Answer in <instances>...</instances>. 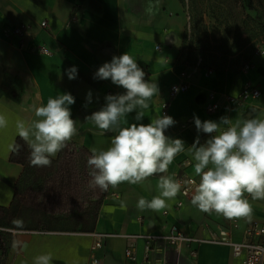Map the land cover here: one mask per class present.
<instances>
[{"label": "crops", "instance_id": "obj_1", "mask_svg": "<svg viewBox=\"0 0 264 264\" xmlns=\"http://www.w3.org/2000/svg\"><path fill=\"white\" fill-rule=\"evenodd\" d=\"M181 8L177 0H0V114L8 121L7 128L0 129V207L11 204L23 168L10 160L8 150L18 136L15 122L38 119L34 107L46 104L49 98L64 93L75 98L69 107L78 133L70 142L90 152L110 146L116 133H102L85 118L105 105L107 95L125 91L110 79L93 78L113 56L125 52L133 56L144 70L145 80L159 87L158 95L148 101L149 108L143 110L144 118L136 121V113H130L124 126L147 124L163 115L176 121L165 135L182 139L185 150L163 175L174 179L179 173L195 176V161L188 148L197 137L203 144L209 134L197 132L194 116L216 122L221 117L233 122L250 116L264 118V55L251 58L243 69L237 70L205 73L204 68L190 65L181 53L186 24ZM42 20L46 26H40ZM21 24L27 30L19 45L18 37L11 36V29ZM38 44H44L49 54L39 53ZM73 66L77 77L70 80L67 70ZM183 70L189 73L188 89L169 97V85L179 80ZM245 82L257 86L261 95L241 104H229L226 97L238 93ZM209 91H215L221 105L212 113L205 108ZM158 181L159 175H154L140 184L110 187L91 230H81L79 225L47 229L0 226L5 231L13 230L8 231L0 264H33L34 258L44 253L52 254V264H242L229 244L208 240L210 234L226 228L223 216L197 210L190 203L191 197L178 194L160 212L138 210L139 198L151 200L159 194ZM248 199L253 208L252 219L237 220L238 227L229 232L232 241L242 239L249 223L264 225V200ZM179 200L182 205L176 208ZM172 224L194 239L178 245L166 243L162 236ZM96 233L104 234L102 243L91 249ZM146 236L155 238L147 240ZM256 238L264 240V236ZM129 244L134 251L131 258L124 254ZM92 257L97 263H91Z\"/></svg>", "mask_w": 264, "mask_h": 264}, {"label": "clouds", "instance_id": "obj_2", "mask_svg": "<svg viewBox=\"0 0 264 264\" xmlns=\"http://www.w3.org/2000/svg\"><path fill=\"white\" fill-rule=\"evenodd\" d=\"M68 78L77 77L75 66L67 70ZM94 79L111 80L125 91L107 95L105 105L87 116L86 121L102 133L114 132L107 149L93 148L87 158L88 186L107 192L123 183L140 184L159 175V194L151 200L139 198L136 207L140 211L160 212L168 207L167 201L181 193L182 182L168 172L174 158L185 150L182 139H172L165 131L176 121L168 115L157 116L150 123H131L126 116L135 112V120L144 118V111L159 93L155 82L145 80V72L136 59L127 52L113 56L94 73ZM89 102L91 93L88 94ZM75 98L70 93L49 98L47 103L34 107L38 119L27 123L15 122L18 137L25 142L29 163L36 167H50L52 159L65 149L77 135L76 120L72 118L70 105ZM198 133L209 134L200 143L199 137L188 148L194 163V174L199 180L184 183L193 185L190 203L197 210L216 214L228 220L252 219L251 200H264V118L255 116L233 120L221 117L219 122L201 121L194 116ZM8 121L0 114V129L7 128ZM22 146L13 142L9 152L18 153ZM188 194L187 191L184 192ZM124 207V205H122ZM52 254L44 253L34 258L33 264H52Z\"/></svg>", "mask_w": 264, "mask_h": 264}, {"label": "rangeland", "instance_id": "obj_3", "mask_svg": "<svg viewBox=\"0 0 264 264\" xmlns=\"http://www.w3.org/2000/svg\"><path fill=\"white\" fill-rule=\"evenodd\" d=\"M177 1L186 16L181 53L190 65L237 70L243 69L251 58L260 56L258 50L264 44V0ZM88 157L89 153L80 145L72 143L67 145L63 158L50 167H28L16 182L17 203L0 210V226L41 229L61 226L31 222L28 218L31 207H36L37 214L44 212L59 218L87 208V217L100 193L99 188L88 186ZM7 234L0 228V261L8 243Z\"/></svg>", "mask_w": 264, "mask_h": 264}, {"label": "built area", "instance_id": "obj_4", "mask_svg": "<svg viewBox=\"0 0 264 264\" xmlns=\"http://www.w3.org/2000/svg\"><path fill=\"white\" fill-rule=\"evenodd\" d=\"M40 26H46V21H40ZM27 27L24 25L13 26L11 29V36L18 37L19 45H22L23 39L25 36V32ZM158 48V45H156ZM36 49L39 53L49 54L48 48L44 44H38ZM259 55H264V44H262L258 50ZM212 69H205V73H210ZM179 80L173 82L168 87V96L173 97L179 92H183L188 89V81L187 78L189 73L186 71H181L179 73ZM261 95L260 89L253 85L252 83L245 82L241 89L235 95H230L226 97V101L230 104H241L253 99L258 98ZM215 91H209L206 103V110L209 113L215 112L220 108V103L216 100ZM177 180L182 182V190L181 195L185 198L191 197V191L193 185L186 184L184 182L189 181L191 179L199 180V177L192 176L189 174H178ZM187 191L188 194L185 195L184 192ZM182 205V201L179 200L176 202L175 207L178 208ZM166 212V211H165ZM224 218V217H223ZM225 219V218H224ZM227 226L226 228L221 227L218 231L210 234L208 237L209 241L229 244L232 248V253L235 257H239L242 259V264H264V240L257 239V236H264V225H258L255 222L249 223L243 229V236L241 240L232 241L229 238V232L233 228L238 227L237 220H228L225 219ZM4 229V228H3ZM8 231H13L12 229H7ZM104 234L96 233V239L94 243L91 245V249H95L99 247L102 243V237ZM147 240H151L155 238V236H146ZM162 238L166 241V243L170 245H178L181 242L193 240L194 237L183 232L176 224L170 225L168 231ZM196 239V238H195ZM197 240V239H196ZM147 251L145 252V256L148 255V246L146 247ZM133 246L129 244L124 249V254L126 257L131 258L133 256ZM91 263H97V259L92 257Z\"/></svg>", "mask_w": 264, "mask_h": 264}, {"label": "trees", "instance_id": "obj_5", "mask_svg": "<svg viewBox=\"0 0 264 264\" xmlns=\"http://www.w3.org/2000/svg\"><path fill=\"white\" fill-rule=\"evenodd\" d=\"M15 143L21 145L22 148H21V150L18 153L11 152L10 160L18 162V163H20L23 166L21 174H20V176H21L24 173H26V170L28 169V167L31 166V164L29 163V152H30V150L28 149V147L25 144V142L23 140H21L18 136L15 139ZM72 143H74V142H69L68 145L72 144ZM81 148L84 151H86L87 153H89V155H91V152L89 150H87L85 147L81 146ZM65 152H66V148L63 149L61 152H59L57 154V156L52 159V163L59 162L63 158ZM17 193L18 192L16 190V185H15V193H14V197H13V200H12L11 204L8 207H6V208L5 207H0V210H5V209H8V208H11L12 205H15L17 203ZM106 194H107V192L100 191L97 200L94 202V208L87 215V217H85L86 214H87L86 213V211H87L86 209L87 208L81 210L76 215H68V216L67 215H63V217L61 216L59 218V217H55V216H52V215H50V216L48 215L47 216L46 213H44V212L37 214V212H36L37 209H35L36 207H31L30 208L31 214L28 216V218L30 219L31 222H34L36 224L40 223V222H44V223H47V224L52 223V224H61V225H72L73 227H75L76 225H79L81 230H91L92 227H93L94 220H95V218L97 216V212H98V209H99L100 202H101L102 198ZM81 195H84L83 191H81ZM22 209H23L22 207L21 208L19 207V211L20 210L23 211ZM88 216H89V218H88Z\"/></svg>", "mask_w": 264, "mask_h": 264}]
</instances>
